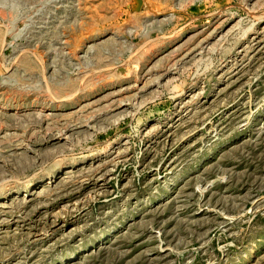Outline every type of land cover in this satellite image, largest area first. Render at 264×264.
Here are the masks:
<instances>
[{
    "label": "rangeland",
    "instance_id": "1",
    "mask_svg": "<svg viewBox=\"0 0 264 264\" xmlns=\"http://www.w3.org/2000/svg\"><path fill=\"white\" fill-rule=\"evenodd\" d=\"M0 197V264H264V0H0Z\"/></svg>",
    "mask_w": 264,
    "mask_h": 264
},
{
    "label": "bare ground",
    "instance_id": "2",
    "mask_svg": "<svg viewBox=\"0 0 264 264\" xmlns=\"http://www.w3.org/2000/svg\"><path fill=\"white\" fill-rule=\"evenodd\" d=\"M262 21V20H261ZM71 172V171H70ZM68 173V172H67ZM1 198V197H0ZM8 198V196L3 197L2 199Z\"/></svg>",
    "mask_w": 264,
    "mask_h": 264
}]
</instances>
